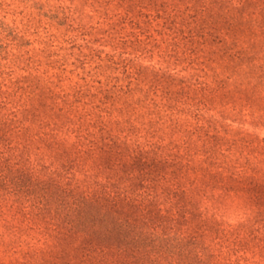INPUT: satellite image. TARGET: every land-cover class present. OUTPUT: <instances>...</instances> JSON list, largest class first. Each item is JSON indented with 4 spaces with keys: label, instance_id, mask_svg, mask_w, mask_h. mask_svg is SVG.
Wrapping results in <instances>:
<instances>
[{
    "label": "trees",
    "instance_id": "trees-1",
    "mask_svg": "<svg viewBox=\"0 0 264 264\" xmlns=\"http://www.w3.org/2000/svg\"><path fill=\"white\" fill-rule=\"evenodd\" d=\"M36 2L58 20L0 0L14 32L0 27V206L26 236L0 264H264V138L236 121L264 125L248 14L230 0ZM47 132L66 141L59 163L24 148Z\"/></svg>",
    "mask_w": 264,
    "mask_h": 264
},
{
    "label": "rangeland",
    "instance_id": "rangeland-1",
    "mask_svg": "<svg viewBox=\"0 0 264 264\" xmlns=\"http://www.w3.org/2000/svg\"><path fill=\"white\" fill-rule=\"evenodd\" d=\"M21 1L25 6L40 11L47 22H56L59 18V15H57L56 12L54 13V11H52L53 9L56 10L57 8L52 5L44 7L40 6L36 2V0ZM230 2L235 3L240 8H242L239 9L242 10V12L236 11V16H240L241 14L242 17L243 10L248 14L246 15L247 22L243 27L245 31L240 34H243L242 38L244 42L249 43V45H251L252 43L255 44V46L251 47L248 51L252 55L254 54V56H260V59L262 58L264 61V0H230ZM6 22L7 21H5L4 19H0V27L2 28L4 34L11 33L12 35H14L13 29L9 25H7ZM230 33L235 35L234 32ZM4 39L8 40L7 37H4ZM254 51L257 52V55L254 53ZM5 57H8V46L4 42L0 41V67L3 64ZM104 116L107 118L110 117V115L107 116L106 111H104ZM236 121L240 122L239 125H242L243 127L252 130L253 132L257 133L260 137L264 138V125L261 127H256L250 121H244L239 119H236ZM48 133L49 132H47L44 138H40L39 136L33 140L27 141L26 146L24 148H26L27 154H30L34 158H39L41 154L40 158H46L48 163L50 162V160H53V158H56L54 162L59 163L61 162V160L58 158L60 148L56 147V145H58L60 141H57L52 135ZM58 137L61 138L60 136ZM60 144L61 146L65 145L66 141L60 142ZM54 162L53 164H56ZM21 164L22 160L15 163V165H13V168L20 167ZM99 179H101V177H99ZM66 200L67 198L63 199L62 202ZM59 202H61L60 198L58 199V203ZM55 206L57 207V204H55ZM6 208L8 209L10 207L4 206L1 208L0 206V231L7 232L10 234L13 233L15 235L5 240V242L2 243L3 245H0V257H2L3 259L7 258L6 254H8V256H11L12 251L14 250V246H16L17 248L21 247L20 244L26 239V236L21 234L22 231H25V226H21V224L17 220L18 215L21 214L20 210L15 206H12L11 208L17 211L14 214L15 217L13 220L5 222V214L8 213ZM51 212L54 213L55 216H57V214L54 212V209H52Z\"/></svg>",
    "mask_w": 264,
    "mask_h": 264
}]
</instances>
